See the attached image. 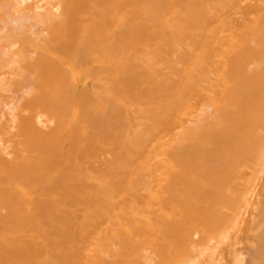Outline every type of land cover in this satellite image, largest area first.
Wrapping results in <instances>:
<instances>
[{"label":"bare ground","instance_id":"6f19581e","mask_svg":"<svg viewBox=\"0 0 264 264\" xmlns=\"http://www.w3.org/2000/svg\"><path fill=\"white\" fill-rule=\"evenodd\" d=\"M194 256L264 264V0H0V264Z\"/></svg>","mask_w":264,"mask_h":264},{"label":"rangeland","instance_id":"374dc122","mask_svg":"<svg viewBox=\"0 0 264 264\" xmlns=\"http://www.w3.org/2000/svg\"><path fill=\"white\" fill-rule=\"evenodd\" d=\"M244 220H243V224L246 225L247 221L250 219V212L245 211V213L243 214ZM199 236L196 237V239H198ZM248 237H250L248 234L246 233H242L240 236L238 235V239H242L244 241V239H247ZM246 241L242 242L240 245H238L239 249H242L241 252H244L245 254H241V256H246L247 253L249 252V249L246 246ZM192 261H194L197 264H207L208 260L206 259L205 256H194L192 258ZM222 262V259L221 261ZM223 262L227 263L226 260H223ZM128 264H136V263H128Z\"/></svg>","mask_w":264,"mask_h":264}]
</instances>
